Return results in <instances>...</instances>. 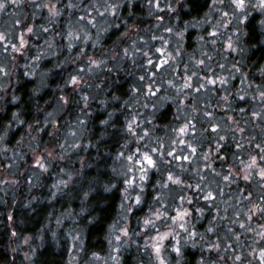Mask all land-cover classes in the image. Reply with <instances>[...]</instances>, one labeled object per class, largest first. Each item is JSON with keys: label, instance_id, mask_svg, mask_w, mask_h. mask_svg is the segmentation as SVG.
<instances>
[{"label": "clouds", "instance_id": "1", "mask_svg": "<svg viewBox=\"0 0 264 264\" xmlns=\"http://www.w3.org/2000/svg\"><path fill=\"white\" fill-rule=\"evenodd\" d=\"M0 264H264V0H0Z\"/></svg>", "mask_w": 264, "mask_h": 264}]
</instances>
